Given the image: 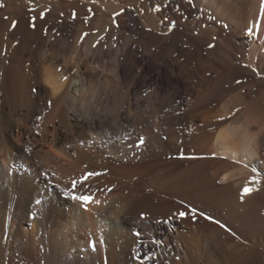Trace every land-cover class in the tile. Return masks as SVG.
<instances>
[{
    "label": "bare ground",
    "instance_id": "1",
    "mask_svg": "<svg viewBox=\"0 0 264 264\" xmlns=\"http://www.w3.org/2000/svg\"><path fill=\"white\" fill-rule=\"evenodd\" d=\"M0 4V264H264V0Z\"/></svg>",
    "mask_w": 264,
    "mask_h": 264
},
{
    "label": "snow or ice",
    "instance_id": "2",
    "mask_svg": "<svg viewBox=\"0 0 264 264\" xmlns=\"http://www.w3.org/2000/svg\"><path fill=\"white\" fill-rule=\"evenodd\" d=\"M0 7H3V5L0 4ZM157 10H159V7H157ZM13 26H15V22H13ZM252 34H253V30L252 29H249L248 30V35H252ZM85 35H87V34H85ZM213 46L214 45H211V44L209 45V47H213ZM238 83H239V81H238ZM138 143L140 145H142L144 143V140H143L142 137L141 138H138ZM93 175H97V173L88 172L87 175L84 177V180L86 181L87 179H89ZM75 184H76V182L73 181V185L74 186H75ZM251 191H252L251 188L245 187L243 189V194L244 195H248ZM63 195L66 196V197H69L70 196L72 200L80 202L82 205H84L85 210H87L88 204L92 203L93 202V199H94L92 196H89V195H76L75 193H69L67 191L63 192ZM37 203H39V201H37ZM190 211L193 214V216H195L197 210L195 208H192ZM200 214L203 215L202 212ZM174 215H178L180 218H184V217H186V216L189 215V211L188 210H186V211H180V212H178V213H176ZM206 218L207 219H212L210 216L209 217H206ZM141 219H145V214H143V213L141 214ZM170 219H171V217H170ZM134 235H136L137 237H139L141 235V233L140 232H136V233H134ZM90 246L94 249L95 248V243L92 242Z\"/></svg>",
    "mask_w": 264,
    "mask_h": 264
},
{
    "label": "rangeland",
    "instance_id": "3",
    "mask_svg": "<svg viewBox=\"0 0 264 264\" xmlns=\"http://www.w3.org/2000/svg\"><path fill=\"white\" fill-rule=\"evenodd\" d=\"M191 15L194 17L196 16V17L200 18L201 20L206 19V17L201 12H199L196 7L192 8Z\"/></svg>",
    "mask_w": 264,
    "mask_h": 264
}]
</instances>
